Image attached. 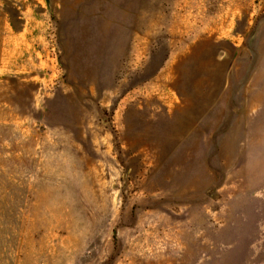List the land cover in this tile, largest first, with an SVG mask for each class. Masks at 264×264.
<instances>
[{
  "label": "rangeland",
  "instance_id": "1",
  "mask_svg": "<svg viewBox=\"0 0 264 264\" xmlns=\"http://www.w3.org/2000/svg\"><path fill=\"white\" fill-rule=\"evenodd\" d=\"M263 48L264 0H0V264H264Z\"/></svg>",
  "mask_w": 264,
  "mask_h": 264
},
{
  "label": "crops",
  "instance_id": "2",
  "mask_svg": "<svg viewBox=\"0 0 264 264\" xmlns=\"http://www.w3.org/2000/svg\"><path fill=\"white\" fill-rule=\"evenodd\" d=\"M252 70L245 100L244 172L249 188L264 186V48Z\"/></svg>",
  "mask_w": 264,
  "mask_h": 264
}]
</instances>
